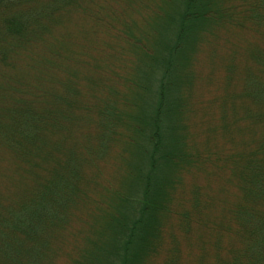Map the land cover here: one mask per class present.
<instances>
[{
  "label": "trees",
  "instance_id": "1",
  "mask_svg": "<svg viewBox=\"0 0 264 264\" xmlns=\"http://www.w3.org/2000/svg\"><path fill=\"white\" fill-rule=\"evenodd\" d=\"M119 1L94 8L87 32L74 26L69 38L71 15L85 19L94 0H0V154L23 170L0 196V264H53L58 237L92 191L107 215L74 264H181L177 244L154 259L153 243L176 210L172 180L198 162L185 117L192 59L229 24L244 61L237 74L238 53L228 60L221 127L208 139L235 126L250 134L235 161L231 240L203 245L196 262L264 264V0ZM118 149L124 185L108 187L104 164ZM178 215L189 224V209Z\"/></svg>",
  "mask_w": 264,
  "mask_h": 264
},
{
  "label": "rangeland",
  "instance_id": "2",
  "mask_svg": "<svg viewBox=\"0 0 264 264\" xmlns=\"http://www.w3.org/2000/svg\"><path fill=\"white\" fill-rule=\"evenodd\" d=\"M116 1L94 0L96 2L95 5L93 3L86 7L90 13H87L85 19L84 15H82V18L78 13L71 15L69 25L65 29L67 36L72 38V32L70 33L69 30L75 28L74 26H77L78 32L83 31V33H86L88 21H92L91 16L94 8L96 9L100 5L109 6L112 2ZM119 2L122 3L123 0ZM116 5L119 8L118 3ZM140 7L143 8L141 4ZM77 10L79 11L80 9ZM124 16L126 20H130V15L124 14ZM95 17L97 16L95 15ZM135 17L140 18L139 12ZM226 26H229V28L217 27L219 38L205 39L199 43L192 59L197 76L194 89L191 90L192 92L187 91L186 93L189 100L186 104L185 117L192 143H199L197 148L198 162L190 170H183L180 173L182 176L181 182L178 181L175 186H172L178 180L177 177H174L169 186V189L171 187L169 191L171 195L170 202L176 210L170 217L161 216L160 222L163 226L160 224L162 226L161 234L157 232L158 237L153 243V248L157 246L158 250L154 252V259H157L161 254L163 256L168 250H173L171 247L177 244L181 264H197L196 260H198V257H206L203 245L208 250L212 241H214L216 242V249L218 245H228V242L231 240L230 237L233 235L228 227L231 220L230 208L237 200V187L234 180V173L236 171L235 161L240 160V156L247 149L248 143L246 144L245 142L247 140H241L242 136H248L250 132L244 133L245 131L242 132L235 126L226 130V132L229 131L228 134L223 133L221 136L212 137L213 139L211 140L208 139L209 136L214 135V130H211L213 127L217 130L221 127L219 119L222 117L218 113L219 108L216 104L218 97L224 94L226 68L227 65L231 64L228 63V60L232 61L234 59L232 57L238 53L234 61L238 65L237 74L241 73V63L244 61V49L242 50L241 48L240 51H234L237 48L236 45L243 43L237 37L238 32L236 33V28H231L234 27L233 24ZM77 35H80V32ZM246 37L251 38L247 33ZM237 76L234 77L235 82L237 81ZM246 131L251 130L246 129ZM119 152L120 149L115 151L109 158L108 163L104 164L107 176L104 175V179L102 180L108 187H111V183L114 187H118L116 184L120 186L124 185L122 176L120 178L117 177V171L120 172L123 167L127 169L128 164L124 162L123 165V162L118 158ZM121 152L124 159L129 156L131 157L130 152L124 145ZM19 169V165L16 164L14 166L13 159L8 158L6 152L2 155L0 154V196L6 195L11 190L16 189L14 183H19L22 179L23 170ZM11 174L15 175L12 180ZM97 188L99 192L104 191L101 184ZM196 196L200 201L198 207L194 206L195 204L193 205V200ZM2 197L4 198V196ZM99 198V194L96 191H92L89 197L77 208L69 225L70 228L64 235L58 237V254L53 264H74L76 262L75 257L77 259L82 257V249L87 247L86 243L88 240L96 236L94 234L96 233L95 229L101 226L104 217L107 215L103 211L104 209H102L104 203ZM185 209H189L192 215L189 224L183 219L182 225L178 211L180 214ZM187 226V233H185ZM130 250L131 246L128 252ZM209 253L207 251L208 255ZM208 264L213 263L209 261Z\"/></svg>",
  "mask_w": 264,
  "mask_h": 264
}]
</instances>
